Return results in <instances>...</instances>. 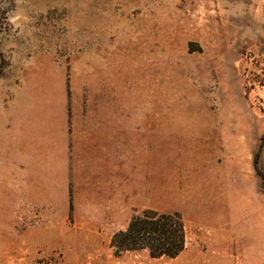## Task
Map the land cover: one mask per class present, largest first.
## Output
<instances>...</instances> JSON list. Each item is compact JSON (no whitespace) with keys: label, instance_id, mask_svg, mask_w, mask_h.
Instances as JSON below:
<instances>
[{"label":"rangeland","instance_id":"1","mask_svg":"<svg viewBox=\"0 0 264 264\" xmlns=\"http://www.w3.org/2000/svg\"><path fill=\"white\" fill-rule=\"evenodd\" d=\"M102 82L166 159L176 257L113 246L143 209L89 219L61 144L50 177L47 111ZM0 264H264V0H0Z\"/></svg>","mask_w":264,"mask_h":264},{"label":"crops","instance_id":"2","mask_svg":"<svg viewBox=\"0 0 264 264\" xmlns=\"http://www.w3.org/2000/svg\"><path fill=\"white\" fill-rule=\"evenodd\" d=\"M97 93L96 100L79 107L85 112H77L72 123L56 125L53 107L47 111L48 123L39 126L38 132L48 136L50 177L61 144L63 161H68L73 187L78 189L89 219L113 220L132 210L156 208V199L167 193L165 157H151V152H144L153 137L148 133L147 143H143L141 125L129 112L120 117L113 83L102 82ZM150 125L145 128L148 132ZM56 132L62 137L61 142L56 143ZM157 141H161V135Z\"/></svg>","mask_w":264,"mask_h":264},{"label":"trees","instance_id":"3","mask_svg":"<svg viewBox=\"0 0 264 264\" xmlns=\"http://www.w3.org/2000/svg\"><path fill=\"white\" fill-rule=\"evenodd\" d=\"M187 237L186 221L179 211L145 209L114 233L111 244L123 250L147 249L153 257H176L185 250Z\"/></svg>","mask_w":264,"mask_h":264},{"label":"bare ground","instance_id":"4","mask_svg":"<svg viewBox=\"0 0 264 264\" xmlns=\"http://www.w3.org/2000/svg\"><path fill=\"white\" fill-rule=\"evenodd\" d=\"M143 91H144V90H140V92H139V93H140V94H142V92H143Z\"/></svg>","mask_w":264,"mask_h":264}]
</instances>
